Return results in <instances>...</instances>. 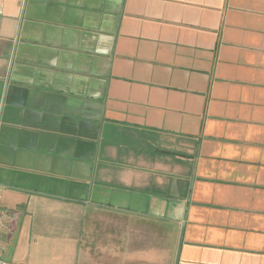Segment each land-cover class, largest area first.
<instances>
[{"label": "crops", "instance_id": "obj_1", "mask_svg": "<svg viewBox=\"0 0 264 264\" xmlns=\"http://www.w3.org/2000/svg\"><path fill=\"white\" fill-rule=\"evenodd\" d=\"M0 259L264 264V0H0Z\"/></svg>", "mask_w": 264, "mask_h": 264}, {"label": "built area", "instance_id": "obj_2", "mask_svg": "<svg viewBox=\"0 0 264 264\" xmlns=\"http://www.w3.org/2000/svg\"><path fill=\"white\" fill-rule=\"evenodd\" d=\"M0 264H9V263L3 259H0Z\"/></svg>", "mask_w": 264, "mask_h": 264}]
</instances>
